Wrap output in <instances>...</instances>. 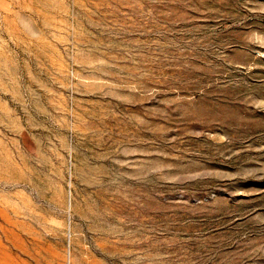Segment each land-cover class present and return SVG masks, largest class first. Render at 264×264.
<instances>
[{
	"label": "rangeland",
	"instance_id": "obj_1",
	"mask_svg": "<svg viewBox=\"0 0 264 264\" xmlns=\"http://www.w3.org/2000/svg\"><path fill=\"white\" fill-rule=\"evenodd\" d=\"M0 264H264V0H0Z\"/></svg>",
	"mask_w": 264,
	"mask_h": 264
}]
</instances>
